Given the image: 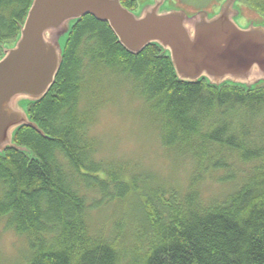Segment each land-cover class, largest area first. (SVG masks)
<instances>
[{
    "label": "trees",
    "instance_id": "16d2710c",
    "mask_svg": "<svg viewBox=\"0 0 264 264\" xmlns=\"http://www.w3.org/2000/svg\"><path fill=\"white\" fill-rule=\"evenodd\" d=\"M31 2L0 0V58ZM246 2L264 15V0ZM108 78L130 86L161 145L190 161L184 189L98 158L92 87ZM27 111L46 137L21 127L14 142L32 155H0V222L27 239L26 264H264V83L179 82L158 45L133 55L87 15L73 23L54 85ZM207 181L229 190L204 198ZM112 203L127 205L129 227L94 231L92 211Z\"/></svg>",
    "mask_w": 264,
    "mask_h": 264
},
{
    "label": "water",
    "instance_id": "95a60500",
    "mask_svg": "<svg viewBox=\"0 0 264 264\" xmlns=\"http://www.w3.org/2000/svg\"><path fill=\"white\" fill-rule=\"evenodd\" d=\"M153 0L136 13L122 0H32L17 39L2 45L0 58V155L31 151L14 142L21 127L46 137L23 107L42 100L60 71L73 23L91 15L107 23L124 49L140 54L156 44L168 54L179 82L244 86L264 83V25L237 22L238 0H225L213 14L163 8Z\"/></svg>",
    "mask_w": 264,
    "mask_h": 264
},
{
    "label": "rangeland",
    "instance_id": "374dc122",
    "mask_svg": "<svg viewBox=\"0 0 264 264\" xmlns=\"http://www.w3.org/2000/svg\"><path fill=\"white\" fill-rule=\"evenodd\" d=\"M135 1L137 6L132 10L136 13L143 5L153 2ZM224 1L167 0L163 8L183 9L189 15L205 10L209 15H213L220 10ZM235 6L240 10L237 22L241 26H247L252 21L264 25V15L251 8L246 0H238ZM92 89L96 94L93 104L97 109L94 112L95 122L90 134L99 141L101 150L98 158L127 162L134 166L136 172L154 177L156 183L172 184L184 189L192 172L190 161L176 158L173 152L161 145L146 104L133 94L130 86L121 80L108 78L102 79L100 84H94ZM27 106L23 107L27 110ZM228 190L229 186H222L214 181H207L202 185L204 198L222 197ZM126 206L112 203L108 207L92 211L89 221L91 228L109 234L114 223L122 220L125 224L128 222L129 227ZM29 254L27 239L6 229L4 221L0 222V264H26Z\"/></svg>",
    "mask_w": 264,
    "mask_h": 264
}]
</instances>
